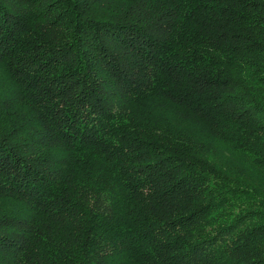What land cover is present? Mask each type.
Wrapping results in <instances>:
<instances>
[{"label":"trees","instance_id":"16d2710c","mask_svg":"<svg viewBox=\"0 0 264 264\" xmlns=\"http://www.w3.org/2000/svg\"><path fill=\"white\" fill-rule=\"evenodd\" d=\"M0 264H264V0H0Z\"/></svg>","mask_w":264,"mask_h":264}]
</instances>
